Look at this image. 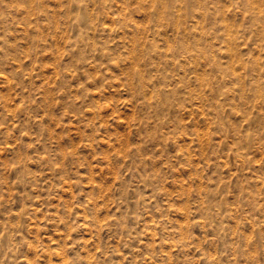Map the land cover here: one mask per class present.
<instances>
[{
    "label": "rangeland",
    "instance_id": "1",
    "mask_svg": "<svg viewBox=\"0 0 264 264\" xmlns=\"http://www.w3.org/2000/svg\"><path fill=\"white\" fill-rule=\"evenodd\" d=\"M0 264H264V0H0Z\"/></svg>",
    "mask_w": 264,
    "mask_h": 264
}]
</instances>
